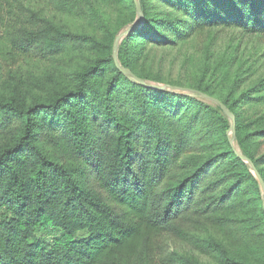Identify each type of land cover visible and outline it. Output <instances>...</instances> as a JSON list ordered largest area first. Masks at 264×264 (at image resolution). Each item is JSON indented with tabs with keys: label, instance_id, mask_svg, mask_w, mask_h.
Segmentation results:
<instances>
[{
	"label": "trees",
	"instance_id": "1",
	"mask_svg": "<svg viewBox=\"0 0 264 264\" xmlns=\"http://www.w3.org/2000/svg\"><path fill=\"white\" fill-rule=\"evenodd\" d=\"M35 1L0 0L6 61L50 62L88 46L92 57L71 88L49 98L27 101L19 85L0 95V264H201L179 255L180 244L226 264H256L264 190L231 145L230 119L195 97L234 114L240 155L264 181V153L255 151L264 139V74L243 50L249 38L264 46V0H154L180 19L139 0L145 22L119 44L123 69L149 82L148 44L202 40L196 78L169 91L115 64L117 36L139 20L134 0H48L88 15L107 37L66 30ZM105 2L120 14L116 27ZM225 32L240 36L220 43ZM243 103L257 107L248 121Z\"/></svg>",
	"mask_w": 264,
	"mask_h": 264
},
{
	"label": "rangeland",
	"instance_id": "2",
	"mask_svg": "<svg viewBox=\"0 0 264 264\" xmlns=\"http://www.w3.org/2000/svg\"><path fill=\"white\" fill-rule=\"evenodd\" d=\"M104 1V0H103ZM148 3L155 5L158 12L166 11L172 13L173 19H180V15L176 10L172 8L162 9V2L148 1ZM31 6L42 11L43 16L48 21L65 28L69 31L75 32H85L90 34H95L97 36L102 34L101 28L91 21L90 17L86 14L74 13L71 15L68 12L62 10L61 5H52L48 0H37L31 4ZM105 12L106 15L111 18V23L107 24L110 27H116L119 22V13L117 9H113L111 6H107L105 2ZM5 16V9L0 11V20ZM125 19V17L123 18ZM137 22V21H136ZM139 22V20H138ZM180 31L186 30L184 24L179 26ZM101 32V33H100ZM104 37H107V27L103 26ZM102 34V35H103ZM5 28L0 22V95H7L9 91L12 90L16 85H19L23 94L24 99L27 101H32L34 99H46L53 95L55 92L63 89L71 88L73 85L72 74L76 71L84 68L89 64V60L92 57L91 47H82L77 51H67L60 55L54 61H39L34 59L29 60H19L17 64L13 65L6 61V44L4 41ZM171 39L175 38L176 33L168 34ZM220 43L222 39L225 38L226 41L231 40L236 37L239 38L240 34L236 33L231 35L229 32L225 34H220ZM247 40V41H246ZM202 40L197 41L194 36H192L187 41H180L177 46H158L154 44H148L144 52V66L147 65V69L144 71L149 78L154 80L146 81L148 84H153L157 86H170L171 83L183 82L189 83L193 81L197 76V60L195 63L192 62L193 55L196 54V49ZM243 43V50H245V57L250 58L253 55H257L259 58V63L257 68H260L261 73L264 74V46L259 45V42L254 39H245ZM200 46V45H199ZM199 57V56H197ZM256 57V56H254ZM143 65V64H142ZM157 79V82H156ZM165 91H169L168 89ZM164 96H157L154 100H161ZM195 97V96H194ZM196 99L202 100L204 103L209 105L214 109H218L215 102L207 100L205 98L195 97ZM93 98L86 101V105L93 104ZM220 107V106H219ZM221 109V107H220ZM243 112V120L248 121L251 117L256 116L257 107H248L246 103L242 104L241 108ZM227 116V115H226ZM228 117V116H227ZM229 118V117H228ZM230 119V118H229ZM231 125L232 121L230 119ZM228 136L230 138L231 145L234 150L241 154V150L236 141V128H235V138L230 130L228 131ZM255 151L260 154L264 153V139L257 144ZM58 159L57 156H55ZM250 165L249 162H247ZM251 167V165H250ZM252 169V167H251ZM253 171V170H252ZM219 230V229H218ZM217 230V231H218ZM230 233V230H229ZM221 235L223 233L220 232ZM215 235H217L215 233ZM228 239L233 243L231 233L228 234ZM262 240H257L252 246L258 253L254 254L256 264H264V256L261 255V247H264V238ZM179 255L183 257L191 256L192 259H198L201 264H226L224 258L218 257L219 259L209 257L207 254L200 256V253L194 251V247L190 244H180L177 246ZM261 260V262H259Z\"/></svg>",
	"mask_w": 264,
	"mask_h": 264
},
{
	"label": "water",
	"instance_id": "3",
	"mask_svg": "<svg viewBox=\"0 0 264 264\" xmlns=\"http://www.w3.org/2000/svg\"><path fill=\"white\" fill-rule=\"evenodd\" d=\"M134 3H135V6H136V10H137V14H138V19H139V22H135L134 24L130 25L128 28H126L125 30L121 31V33L117 36L116 38V42H115V45H114V61H115V64L116 66L122 71V73L126 74V75H129L131 76L132 78H134L138 83L146 86V87H149V88H153V89H156V90H161V91H165V90H179L178 88L176 87H171V86H157V85H153V84H148L146 83L144 80H142L141 78H138L136 77L131 71L129 70H126V69H123L118 61V47H119V44L120 42L124 39V37H126L129 33H131L133 30H135L136 28H140L144 22H145V17H144V13L142 11V8H141V5H140V2L139 0H134ZM205 99L207 100H211L213 102H215L217 105H219L222 109V111L224 112L225 115H227L231 121H232V125H231V131L233 133V137L235 138V128H236V117L234 116V114H232L228 109L227 107L221 103L220 101L216 100V99H213V98H210L208 96H205V95H202ZM237 155L243 159L244 161H248L252 167V170H253V173L254 175L256 176V178L259 180L260 182V185L262 187V189L264 190V181L263 179L261 178L258 170L254 167V165L249 161L247 160L244 156L240 155L238 152H236Z\"/></svg>",
	"mask_w": 264,
	"mask_h": 264
}]
</instances>
